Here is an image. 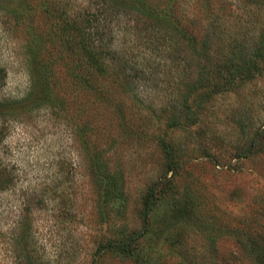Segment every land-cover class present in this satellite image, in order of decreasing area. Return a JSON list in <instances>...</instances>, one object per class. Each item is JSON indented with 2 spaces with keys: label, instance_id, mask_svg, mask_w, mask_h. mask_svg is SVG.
I'll return each instance as SVG.
<instances>
[{
  "label": "rangeland",
  "instance_id": "obj_1",
  "mask_svg": "<svg viewBox=\"0 0 264 264\" xmlns=\"http://www.w3.org/2000/svg\"><path fill=\"white\" fill-rule=\"evenodd\" d=\"M110 1L0 0V264H264V67L235 88L219 76L202 118L170 126L172 45L101 14ZM149 2L198 37L220 17L242 50L264 26L249 0ZM103 23L130 66L118 81L96 73L108 100L79 68V28ZM37 71L47 100L29 97Z\"/></svg>",
  "mask_w": 264,
  "mask_h": 264
},
{
  "label": "trees",
  "instance_id": "obj_2",
  "mask_svg": "<svg viewBox=\"0 0 264 264\" xmlns=\"http://www.w3.org/2000/svg\"><path fill=\"white\" fill-rule=\"evenodd\" d=\"M249 1L251 4L264 8V0ZM106 2L107 0H103L102 3L105 4ZM110 2L112 9L109 6L108 8L103 7L101 14L110 11L119 19L121 14L128 16V21L123 27L125 31L132 30V26L134 28L140 23L144 25L145 29L157 26L160 31H165L161 40L167 41L169 45L173 46H171L173 50L170 47L163 48L164 51L170 50L169 55H172L170 58L175 71L179 74V78L174 83L180 94L164 110V116L170 126H192L202 118L203 113L197 107L202 104L206 97L218 92L221 85V81L217 80L219 76L223 79L222 83H226L230 88H235L236 82L241 79L243 73L252 78L256 73L261 72L260 70H263L264 26L260 27L261 30L257 35L256 42L252 41L242 50L239 47L241 32L230 29L226 23L220 21V17H217L216 22L212 19V23L215 24L212 32L198 37L184 26L172 24L169 18L170 11L166 10L167 8L157 11L149 0H112ZM168 8H173V5ZM118 18L117 20H119ZM118 26L120 25L118 24ZM79 30L81 31L79 41L81 86L86 91L104 96L103 88L97 83L96 73L114 75L118 81L121 72L130 66L127 63L120 64L118 61L120 59L119 49L110 47L112 39L107 38L113 36L114 26L110 28V24L103 23L93 33H86L81 28ZM114 32L117 33V30ZM226 46H228V50L229 47L232 49L226 51ZM131 69L133 68L131 67ZM136 71L140 74L143 73L142 70ZM5 77L6 71L0 67V84ZM32 80L33 91L29 97L47 100L53 90L51 78L45 73L38 75L37 71L33 74ZM125 82L124 85L129 84L128 80ZM104 97L106 100L109 99L107 96ZM192 99L197 101L195 105L192 104ZM262 131L264 132V129ZM155 205L156 203L153 202L146 208L145 218H148ZM129 244L130 242L126 241L117 247L126 250Z\"/></svg>",
  "mask_w": 264,
  "mask_h": 264
}]
</instances>
